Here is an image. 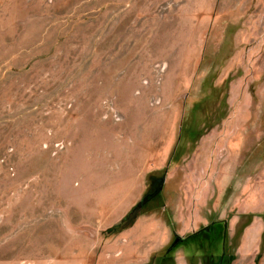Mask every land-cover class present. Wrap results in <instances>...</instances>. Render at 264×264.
Segmentation results:
<instances>
[{"label":"rangeland","instance_id":"obj_1","mask_svg":"<svg viewBox=\"0 0 264 264\" xmlns=\"http://www.w3.org/2000/svg\"><path fill=\"white\" fill-rule=\"evenodd\" d=\"M149 217L148 264H264V0H0V264Z\"/></svg>","mask_w":264,"mask_h":264},{"label":"crops","instance_id":"obj_2","mask_svg":"<svg viewBox=\"0 0 264 264\" xmlns=\"http://www.w3.org/2000/svg\"><path fill=\"white\" fill-rule=\"evenodd\" d=\"M174 220H175V217H174ZM147 221L148 222L144 223L143 225H145L146 227L148 226V227L143 232L140 230L139 224H134V226H132L129 229L122 228L121 230L123 231L118 236H116L117 238L119 237L121 238V240L123 241L121 245L123 246H126V245L145 246L147 251L149 252V255H147L146 258L135 260V261H123V260L119 261L116 257L118 256L120 257L121 252L117 248L119 247L117 243L113 242L111 244L110 243L107 244L105 248L107 254L105 256H103L104 254L102 253L101 255H98L94 264H148L152 259L154 260V256L157 253L162 251L163 245L168 243V241H170L171 238L175 236L176 231H175V227L172 229L167 224H163L159 221L153 220V217H149ZM121 234H124L125 238ZM158 234L159 236H161L162 241L158 244V246H155L156 243L154 239L156 237L155 235H158ZM199 236L200 235L194 236V237L198 238ZM198 245L199 244L196 245L197 249L195 248L191 253H189V249H187V252L189 254H194V253L202 254L204 251L202 252L201 248L197 247ZM254 248L256 249V251L259 249L258 246H255ZM114 256H115V259H113ZM175 264H183V263H180V260L176 259Z\"/></svg>","mask_w":264,"mask_h":264},{"label":"water","instance_id":"obj_3","mask_svg":"<svg viewBox=\"0 0 264 264\" xmlns=\"http://www.w3.org/2000/svg\"><path fill=\"white\" fill-rule=\"evenodd\" d=\"M144 204H145V202L140 203V205H138L139 206V209L143 208L144 207Z\"/></svg>","mask_w":264,"mask_h":264}]
</instances>
